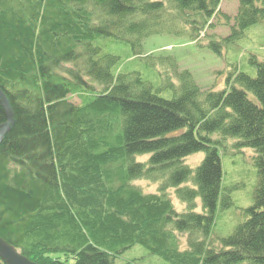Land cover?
<instances>
[{"label": "trees", "instance_id": "trees-1", "mask_svg": "<svg viewBox=\"0 0 264 264\" xmlns=\"http://www.w3.org/2000/svg\"><path fill=\"white\" fill-rule=\"evenodd\" d=\"M220 2L0 0V89L13 117L0 142L2 239L38 264H63L59 254L114 264L135 245L164 264H264V60L250 55L255 76L236 66L216 90L202 91L182 70L176 82L162 80L172 90L164 98L138 71L115 75L119 58L96 44L108 38L139 56L151 35L211 27ZM237 4L230 33L207 44L218 54L264 21V0ZM228 138L254 150L257 184L243 221L212 238L219 198L222 209L232 204L221 196L219 148ZM198 152L204 158L193 169L184 159ZM139 179L158 191L144 192ZM178 233L188 236L184 249Z\"/></svg>", "mask_w": 264, "mask_h": 264}, {"label": "rangeland", "instance_id": "rangeland-1", "mask_svg": "<svg viewBox=\"0 0 264 264\" xmlns=\"http://www.w3.org/2000/svg\"><path fill=\"white\" fill-rule=\"evenodd\" d=\"M237 8V0H221L218 7L219 12L209 20L211 27L202 29L197 35H190L189 32H181L179 36L151 35L144 40L141 50L138 49V52L140 50L139 56L133 54L129 45L114 42L108 38H99L96 44L102 48L104 53L119 58L117 68L115 67L114 70L115 75L120 72L138 71L164 98L172 97V90L161 89L162 80L170 78L176 82L175 75L182 70H188L191 73L202 91L221 89L224 88L228 73L236 66L250 76H255L254 67L248 63L250 55L264 60V21L245 29L244 35L234 42L223 45L219 54L207 45L210 40L224 39L230 33ZM192 37L196 40H191ZM145 56L154 60L164 57L162 59L165 64L156 63L153 67L147 66L148 60L144 58ZM93 85L97 91L102 90V86L94 83ZM67 100L74 105L80 104L81 101L77 94H69ZM233 143L234 140L228 138L223 147L219 148L222 166L221 196L228 195L232 204L222 209L221 198H219L214 224L211 228L212 238H222L231 234L236 225L241 223L245 217L243 209L253 203V194L257 184V170L253 162L255 152L248 147H233ZM137 157L139 162H145L149 156L140 155ZM203 158L204 153L198 152L186 157L184 162L194 169ZM133 183L140 186L144 192L155 193L158 191L157 182L139 179ZM166 193L176 211L185 210V204L178 201L173 188L167 189ZM195 203V211L200 212L198 199L195 200ZM178 238L179 248L184 249L188 238L187 234L178 233ZM16 251L20 253L18 250ZM58 256L63 264H74L73 258H66L60 254ZM114 264H164V262L157 255L150 254L146 249L135 245L118 257Z\"/></svg>", "mask_w": 264, "mask_h": 264}, {"label": "water", "instance_id": "water-1", "mask_svg": "<svg viewBox=\"0 0 264 264\" xmlns=\"http://www.w3.org/2000/svg\"><path fill=\"white\" fill-rule=\"evenodd\" d=\"M0 105L5 112L6 121L0 124V142L13 125V117L7 97L0 89ZM0 260L3 264H37L18 253L0 237Z\"/></svg>", "mask_w": 264, "mask_h": 264}, {"label": "bare ground", "instance_id": "bare-ground-1", "mask_svg": "<svg viewBox=\"0 0 264 264\" xmlns=\"http://www.w3.org/2000/svg\"><path fill=\"white\" fill-rule=\"evenodd\" d=\"M205 28H208V27H205Z\"/></svg>", "mask_w": 264, "mask_h": 264}]
</instances>
